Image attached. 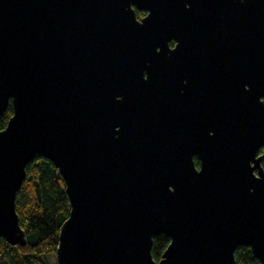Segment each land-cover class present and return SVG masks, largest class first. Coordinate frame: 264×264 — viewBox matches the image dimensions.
<instances>
[{
  "label": "water",
  "instance_id": "obj_1",
  "mask_svg": "<svg viewBox=\"0 0 264 264\" xmlns=\"http://www.w3.org/2000/svg\"><path fill=\"white\" fill-rule=\"evenodd\" d=\"M261 98L264 0H0V239L27 244L41 156L70 202L57 264H264Z\"/></svg>",
  "mask_w": 264,
  "mask_h": 264
},
{
  "label": "trees",
  "instance_id": "obj_2",
  "mask_svg": "<svg viewBox=\"0 0 264 264\" xmlns=\"http://www.w3.org/2000/svg\"><path fill=\"white\" fill-rule=\"evenodd\" d=\"M12 115L10 104L0 116V131L7 127ZM196 164L199 167L198 160ZM16 209L27 244L13 246L0 239V264H53L49 257L56 254L61 227L70 214V202L64 179L48 159L38 156L28 165ZM170 242L165 235L154 237L152 256L156 262L162 260ZM235 258L236 264H260L249 247L238 248Z\"/></svg>",
  "mask_w": 264,
  "mask_h": 264
},
{
  "label": "flooded vegetation",
  "instance_id": "obj_3",
  "mask_svg": "<svg viewBox=\"0 0 264 264\" xmlns=\"http://www.w3.org/2000/svg\"><path fill=\"white\" fill-rule=\"evenodd\" d=\"M133 9L135 10V14H136V19L139 21V22H142L143 19H145L148 15H149V12L146 11V10H140L138 9L136 6H133ZM177 46V42L175 39H172L171 41L168 42V47L170 50H174ZM158 50L160 51V49L158 48ZM184 84H186V81H184ZM261 102H264V98H261ZM195 110H193L194 112ZM190 113L189 110H187L186 112V116H185V120L187 121H190L192 118L188 115ZM186 126H193L195 124L193 123H188L186 122L185 123ZM263 153V150H261L259 152V156L262 155ZM192 158H201V155L199 153V151L197 149H194L192 151ZM197 160V159H196Z\"/></svg>",
  "mask_w": 264,
  "mask_h": 264
},
{
  "label": "rangeland",
  "instance_id": "obj_4",
  "mask_svg": "<svg viewBox=\"0 0 264 264\" xmlns=\"http://www.w3.org/2000/svg\"><path fill=\"white\" fill-rule=\"evenodd\" d=\"M49 260H50L51 263L57 264L56 254L50 255Z\"/></svg>",
  "mask_w": 264,
  "mask_h": 264
}]
</instances>
